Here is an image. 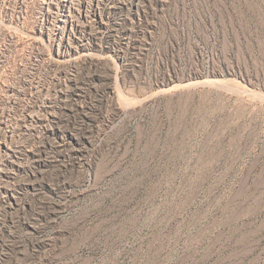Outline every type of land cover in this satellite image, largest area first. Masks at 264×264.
<instances>
[{
	"label": "rangeland",
	"instance_id": "obj_1",
	"mask_svg": "<svg viewBox=\"0 0 264 264\" xmlns=\"http://www.w3.org/2000/svg\"><path fill=\"white\" fill-rule=\"evenodd\" d=\"M0 264H264V0H0Z\"/></svg>",
	"mask_w": 264,
	"mask_h": 264
},
{
	"label": "bare ground",
	"instance_id": "obj_2",
	"mask_svg": "<svg viewBox=\"0 0 264 264\" xmlns=\"http://www.w3.org/2000/svg\"><path fill=\"white\" fill-rule=\"evenodd\" d=\"M198 82H199V81H198ZM202 82H203V81H202ZM221 83H223V82H221ZM221 83H220V84H221ZM224 83H225V82H224ZM227 83H228V82H227ZM227 83H226V84H227ZM204 84H205V83H204ZM210 84H211V83H210ZM221 85H222V84H221ZM211 86H212V85H211ZM176 87H177V86H176ZM232 87H233V86H232ZM258 92H259V91H258ZM251 94H252V93H251ZM258 94H259V93H258Z\"/></svg>",
	"mask_w": 264,
	"mask_h": 264
}]
</instances>
